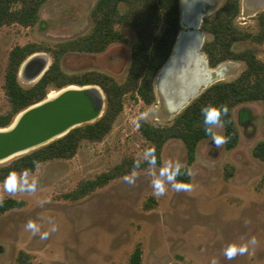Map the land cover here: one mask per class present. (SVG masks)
<instances>
[{
    "label": "rangeland",
    "instance_id": "obj_1",
    "mask_svg": "<svg viewBox=\"0 0 264 264\" xmlns=\"http://www.w3.org/2000/svg\"><path fill=\"white\" fill-rule=\"evenodd\" d=\"M96 2L49 0L42 6L36 26L0 28V114L9 110L3 85L12 49L30 43L53 46L89 33ZM215 2L209 16L226 0ZM261 11L264 7L255 0H242L236 25L256 34V16ZM119 29L127 43L113 44L101 54H69L63 62L64 71H98L124 83L137 37L130 29ZM204 35L205 40L211 39ZM246 49L256 50L264 61V43L234 45L237 52ZM222 65L226 70L221 81L226 82L235 80L245 69L240 62ZM19 82L24 88L35 84L22 77ZM155 92L157 102L152 106L127 95L122 114L102 142L84 141L74 158L49 161L33 174L16 175L26 177L29 184L35 180V191L10 195L3 188L7 180L0 183V204L7 199L24 202L23 207L0 214V264H17L19 257L26 264H131L138 246L141 264H211L213 259L216 264H264V162L253 156L256 145L264 141V103H247L234 110L240 132L236 149L227 151L224 143L217 147L211 139L202 141L195 163L189 167L190 189L176 191L160 173L176 162L181 168L187 165V151L181 141L171 140L165 145L160 166L136 168L150 160L144 152L151 144L141 135L140 122L165 126L178 115L166 108L156 80ZM243 110L249 114L246 120H240ZM214 130L224 137L223 126L215 125ZM228 165L235 167L232 178L226 177ZM104 174L114 179L85 198L67 197L84 182ZM132 174L135 183L128 184L123 178ZM155 179L164 180L165 195L154 194ZM29 220L38 225L39 233L25 229ZM43 232L49 233L47 239L40 238ZM252 237L256 239L254 245L248 244ZM233 244H248V251L228 259L224 250Z\"/></svg>",
    "mask_w": 264,
    "mask_h": 264
},
{
    "label": "trees",
    "instance_id": "obj_2",
    "mask_svg": "<svg viewBox=\"0 0 264 264\" xmlns=\"http://www.w3.org/2000/svg\"><path fill=\"white\" fill-rule=\"evenodd\" d=\"M48 1L0 0V28L16 24L26 28L36 26L41 19L42 6ZM241 1L226 0L213 16L204 19L202 32L211 37L210 40H205L203 46L211 68L216 69L226 62L234 61L243 63L244 71L233 81H220L210 86L165 126L141 121V135L150 142L151 147H155V163L138 164L137 169L160 166L165 145L171 140H179L187 151V165L180 169L174 180L190 184L189 167L195 163L198 146L202 141L210 140L205 129L215 128V125L204 123V115L201 112L203 106H227L228 113L221 118L226 138L225 149L232 151L239 146L240 132L234 118V110L247 103H264V61L254 49L240 52L234 50V45L239 42L264 43V11L256 16V34L243 31L236 25V20L241 14ZM91 20V31L85 35L53 46L30 43L12 49L3 85L9 110L0 114V128L9 127L22 111L44 101L50 92L71 85L98 86L106 98L103 116L92 124L75 128L62 138L0 166V183L5 182L13 173L33 174L43 163L72 159L84 141L102 142L111 133L115 121L122 114L127 95L142 101L146 106L157 102L156 77L172 55L177 37L183 29L181 0H97L91 12ZM119 28L130 29L137 37L131 47V65L124 83H119L110 75L98 71L82 74H68L64 71L63 62L69 54H101L113 44L127 43ZM36 53H48L52 59L51 66L36 84L24 88L19 82L20 67L29 56ZM248 115V111L243 110L240 120H246ZM253 156L264 162V141L256 145ZM234 173L235 167L228 165L226 177L232 178ZM112 179L114 176L104 174L86 181L67 197L74 200L85 198ZM23 206L22 201L7 199L0 204V214ZM141 257L142 250L138 246L131 257V264H141ZM17 264L26 262L19 257Z\"/></svg>",
    "mask_w": 264,
    "mask_h": 264
},
{
    "label": "water",
    "instance_id": "obj_3",
    "mask_svg": "<svg viewBox=\"0 0 264 264\" xmlns=\"http://www.w3.org/2000/svg\"><path fill=\"white\" fill-rule=\"evenodd\" d=\"M255 1L264 7V0ZM192 23L188 31L182 30L179 33L172 55L158 73H165V92L170 96H175L185 88L195 87L209 72L222 66L216 69L209 66L203 52L205 35L202 26L197 30ZM51 63L52 59L43 53L33 54L22 63L19 77L36 84L49 70ZM170 67L172 71L167 74ZM223 78L211 83L196 98ZM57 92L60 93L57 98H46L22 111L16 117L21 116L14 128L12 126L15 121L7 128H0V164L46 146L75 128L92 124L105 112L106 98L98 86L71 85Z\"/></svg>",
    "mask_w": 264,
    "mask_h": 264
},
{
    "label": "clouds",
    "instance_id": "obj_4",
    "mask_svg": "<svg viewBox=\"0 0 264 264\" xmlns=\"http://www.w3.org/2000/svg\"><path fill=\"white\" fill-rule=\"evenodd\" d=\"M201 112L204 115V123L207 125H220L222 126V116H226L228 113L227 106H203L201 108ZM206 134L209 135V138L214 142V144L218 147L219 145L226 142V138L222 135H219L214 131L213 128L209 127L205 129ZM145 158H150L149 162L154 164L155 163V147H148L147 150L144 152ZM37 166H38V162ZM181 164L179 162H176L175 166L172 165L166 166L161 170L160 175L162 177H166V180L168 182H171V187L176 191H186L189 190L191 185L184 183V182H175L174 177L180 173ZM125 182L128 184H134L135 183V175H126L124 178ZM35 185L36 182L33 180L31 184L28 183V180L26 177H20L17 178L16 174H11L7 181L3 184L4 191L9 193L10 195H14L16 193H21L25 191H35ZM152 187L154 189V194L163 196L166 193V184L164 180L161 179H155L152 181ZM25 229L30 230L34 235L40 232V228L38 225L32 221L29 220L25 224ZM55 226H53L52 231H55ZM49 233L43 232L40 234L41 239H47ZM256 243L255 237H252L251 240L248 242V244L254 245ZM248 244L244 245H230L228 248L224 250L225 256L228 259H232L235 255H244L248 251ZM211 264H216L215 259L211 261Z\"/></svg>",
    "mask_w": 264,
    "mask_h": 264
},
{
    "label": "bare ground",
    "instance_id": "obj_5",
    "mask_svg": "<svg viewBox=\"0 0 264 264\" xmlns=\"http://www.w3.org/2000/svg\"><path fill=\"white\" fill-rule=\"evenodd\" d=\"M215 7H216L215 0H181V21L183 28L182 30L188 31L191 25L193 24L192 22H194V27L196 26L197 30H200L199 28L202 26V21H204V19L211 14L212 10ZM225 70L226 67L222 65L220 68L216 69L215 71L209 72L208 76H206L202 82L195 85V87L185 88L175 96H170L165 92V85H164L165 73H160L156 80L158 93L165 100V104L169 112L172 115L174 114L176 115L181 111H183L186 107H188V105L201 93V91H203L211 83L223 78L225 75ZM170 71H172L171 67L170 69L167 70L166 73L170 74ZM59 95L60 93L56 91L51 93L47 97V99L53 100L57 98ZM20 118L21 116H19L15 120V123L12 126V128H14L17 125Z\"/></svg>",
    "mask_w": 264,
    "mask_h": 264
},
{
    "label": "flooded vegetation",
    "instance_id": "obj_6",
    "mask_svg": "<svg viewBox=\"0 0 264 264\" xmlns=\"http://www.w3.org/2000/svg\"><path fill=\"white\" fill-rule=\"evenodd\" d=\"M50 94H51V93H49V95H50ZM49 95H48V96H49Z\"/></svg>",
    "mask_w": 264,
    "mask_h": 264
}]
</instances>
